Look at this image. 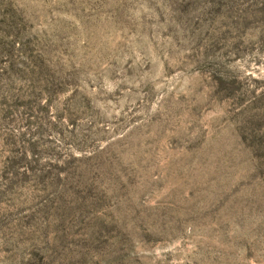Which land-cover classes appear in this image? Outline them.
Returning <instances> with one entry per match:
<instances>
[{
  "label": "rangeland",
  "instance_id": "rangeland-1",
  "mask_svg": "<svg viewBox=\"0 0 264 264\" xmlns=\"http://www.w3.org/2000/svg\"><path fill=\"white\" fill-rule=\"evenodd\" d=\"M0 264H264V0H0Z\"/></svg>",
  "mask_w": 264,
  "mask_h": 264
}]
</instances>
